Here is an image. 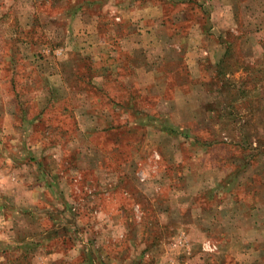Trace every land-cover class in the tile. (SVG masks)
I'll list each match as a JSON object with an SVG mask.
<instances>
[{"label": "rangeland", "instance_id": "obj_1", "mask_svg": "<svg viewBox=\"0 0 264 264\" xmlns=\"http://www.w3.org/2000/svg\"><path fill=\"white\" fill-rule=\"evenodd\" d=\"M167 3L178 5L174 0H0V28L4 30L0 34V223L10 226L14 219L11 196L22 213L54 210L56 217L52 220L45 212L37 211L35 218L36 228H52L46 235L48 249L44 251L54 252L52 264H153L169 248L154 239L155 199L165 198L174 185L170 183L173 176H178L177 185L182 189L178 197L187 187L198 194L204 186L203 178H208L216 167L203 162L210 157L232 160L237 157V146L242 158L250 166L256 165L254 174L264 191V7H259L257 15L263 20L255 23L254 37L237 41L236 46L231 41L229 48L236 64L226 67L236 68V72L221 77L219 91L227 101L212 104L220 110V118L213 120L217 129L214 134L193 135L194 145L171 139L151 126H140L142 114L159 116L174 125L188 122L191 127L195 125V131L204 122L194 121L192 125L187 103L179 107L181 120L171 119L175 112L160 115L144 104L138 97L137 85H148L149 75L139 68L127 69L129 54L127 50L116 51L119 40L98 42L92 46L95 53H91V24L80 22L82 18L98 15L99 37H104L112 23L126 25L122 22L125 20L128 26L138 25L146 17L166 12ZM221 17L225 21L228 18L224 13ZM78 28L84 31L75 33ZM194 41L206 53L213 52L214 57L223 47L214 39ZM73 62L80 68L86 93L82 90L81 101L70 92L68 97L51 101L53 97L61 98L62 86L72 84ZM210 75L212 72L201 77ZM227 81H235L236 92L226 86ZM181 90L185 98L192 97L194 105L208 93L202 84L200 88ZM71 99L73 102H68ZM135 118L140 122H134ZM207 142L209 149L203 147ZM93 145L100 147L99 159L93 165H75L83 154L91 155ZM112 146L120 147V160L107 155L105 149ZM40 163L48 177L59 175L58 190L34 184L33 175L35 170L40 172ZM183 175L194 179L186 183ZM56 196L62 201L58 203ZM156 207L165 209L167 205L159 201ZM27 217L30 216L19 217L18 213L15 219L22 226ZM60 225L63 227H55ZM205 240L214 244L213 251L202 250ZM51 244L56 247L51 249ZM197 246L208 256L218 252L217 243L210 237L203 238ZM124 248L130 261L118 255ZM85 254L89 258L85 259ZM183 254H176V259L183 261Z\"/></svg>", "mask_w": 264, "mask_h": 264}, {"label": "crops", "instance_id": "obj_2", "mask_svg": "<svg viewBox=\"0 0 264 264\" xmlns=\"http://www.w3.org/2000/svg\"><path fill=\"white\" fill-rule=\"evenodd\" d=\"M260 1L182 0L181 2L174 0L175 6L178 4V7L167 3L164 6V10L167 9L166 12L162 10V13L156 16L146 17L138 25L131 24L128 26L130 23L125 20L122 22L128 23L126 25L112 23L109 27L107 26L109 32L104 34V37H99L98 15L89 19L84 17L80 22L85 24L87 21L91 24V28L88 30L91 34L90 39H93V41H88L92 50L91 53H95L96 50L92 46H97L98 42L108 43L115 39L119 40L116 51L127 50L129 54L126 60V65H129L126 66L127 69L139 68L141 72L149 75L148 85H137L138 97L144 104L158 111L160 115L163 112H175L174 116L171 115V119L181 120L179 107L182 103H187L190 109V118L187 117L186 119H191L192 125H194V121L204 122V125L196 127L197 131H195V125L191 127L188 122L185 124L179 122V125L171 123L176 131L168 136L177 141L185 140L186 145H194L195 137L193 135H210L214 134L213 131L217 129L213 125L215 123L213 120L220 118V110L212 104L219 102L224 104L227 101L219 92L222 83L220 79L225 74L231 76L233 72H236V68L226 67L233 62L236 64L229 45L231 41L236 46L237 41L242 40L241 42H244V40L254 37L252 35L254 33L253 27L264 17V10L262 9L261 16H263L257 15L259 7H264V2L262 4ZM250 4L254 6L250 7ZM243 8H246L244 12L242 11ZM222 13L228 16L226 21L222 19ZM83 31L78 28L75 33H82ZM2 32L4 30L0 28V34ZM11 35L12 33H10ZM1 37L2 35H0ZM197 38L217 40L218 45H223V47L214 57L213 52L208 51L206 53V49L195 44L194 40ZM95 39L96 41H94ZM108 50L112 55L111 50ZM12 65L15 69L17 68L15 64ZM79 69L77 64L73 62L72 84L62 86L63 95L61 98L53 97L51 101L68 97L69 92L73 96L77 95L78 101L82 100V90L86 93L87 88H82L83 82L81 81L82 78L79 77ZM208 71L212 72V75L202 79L201 75L204 73L208 75L210 73ZM237 71L240 72V69ZM235 81L234 84L228 81L225 84L235 91L237 89ZM201 84L207 88L209 94L207 93L206 98L203 99L206 101L200 99L201 101L197 100L194 105L192 97L186 96L185 98L181 89L200 88ZM233 91L229 89V92ZM68 102L72 103L73 100ZM123 108L126 111L129 110V107L123 106ZM171 108H173L172 111ZM36 116L37 113L33 118L35 119ZM154 130L160 134H166L161 128H154ZM200 130L202 131L200 132ZM148 134V130L144 132L145 137H148ZM184 134L186 137L183 136ZM212 142L213 140L210 143L212 144ZM207 143L208 145H203V147L209 149L211 146H209V142ZM93 146L90 149L91 155L83 154L75 165H93L99 159L100 147L98 145ZM237 147L234 148L235 152L238 153L237 157H233L232 160L223 157H210L203 162V164H212L216 167H213L214 171L208 178H203L204 186L198 194L194 195V192L188 191L187 187L186 192L181 193L178 197L177 195L182 189L177 185L180 183L178 176H173L170 183L174 185L164 194L165 198L155 199V211L152 213L154 227H156L154 231H157L156 235L159 237L158 244L167 245L169 248L161 252L153 264H181L180 262L182 264H264V191L260 189L257 183L259 179L254 174L256 173V165L250 166L249 161L240 155L241 148ZM119 148L112 146L106 148L105 151L108 153L107 155L113 154L120 160ZM35 166L37 165L35 164ZM229 166L232 169L228 171ZM38 167L40 172L35 170L34 184L46 186L48 190H58L59 175L48 177L42 169L41 163ZM246 171H250V173L246 174ZM182 179L188 183L194 178L191 179L183 175ZM33 199L32 197L31 204H34ZM56 199L58 203L61 200L59 196H56ZM10 200L9 203L12 205H9L10 211L13 213L14 219L10 220V226H4L0 223V264H52V261H55L51 258L54 252L51 254H49L51 251L44 252L48 249L49 239L46 235L52 228L50 230L36 228L35 218L38 212V214L46 213L48 219L52 220V217H56L54 210L42 209L36 210L37 212L22 213L12 196ZM159 201H163L167 207L165 209L157 208L156 204ZM176 203L179 205L182 203L184 206H178ZM1 207L2 205H0V217L3 216ZM18 213L19 217L24 214L30 216L27 217L25 223L21 224L25 226L24 228L20 226L19 219H15ZM163 216L166 218L162 221L160 218ZM13 220L15 223L12 222ZM167 220H169L168 225ZM55 227L61 228L63 226ZM40 230L41 232H39ZM2 231L4 232L2 233ZM205 237L212 238L218 245V252L213 256H208L199 251L197 245ZM54 246L51 244L50 248L54 249L56 247ZM125 250L127 251L126 248L122 249L118 255L122 256L124 260L130 261V255L124 254ZM182 252H184L183 261H179L176 259V254ZM131 260H134L132 256Z\"/></svg>", "mask_w": 264, "mask_h": 264}, {"label": "trees", "instance_id": "obj_3", "mask_svg": "<svg viewBox=\"0 0 264 264\" xmlns=\"http://www.w3.org/2000/svg\"><path fill=\"white\" fill-rule=\"evenodd\" d=\"M61 109H63V110H65V108H61ZM142 120H145V122H142ZM137 121H139L138 120V118H135V121L134 122H137ZM140 121H141V123H139L140 124V126H146V125H148V126H151V127H153V128H156V129H159V128H161L162 130H164L165 131V133L167 134V135H171V133H174L176 130L171 126V124L170 123H165V120H164V118H161V117H159V116H151V115H145V114H142V117L140 118ZM139 121V122H140ZM184 137H186V135L184 134L183 135ZM154 239H156L157 240V242H158V239H159V237L157 236V235H155L154 236ZM88 255H84V258L85 259H87V258H89V257H87ZM93 260V258H90V261H92ZM99 261H101V260H99ZM99 264H102L101 262H99Z\"/></svg>", "mask_w": 264, "mask_h": 264}, {"label": "built area", "instance_id": "obj_4", "mask_svg": "<svg viewBox=\"0 0 264 264\" xmlns=\"http://www.w3.org/2000/svg\"><path fill=\"white\" fill-rule=\"evenodd\" d=\"M202 250L213 251L215 249L214 244L210 243L208 240H205L201 243Z\"/></svg>", "mask_w": 264, "mask_h": 264}]
</instances>
